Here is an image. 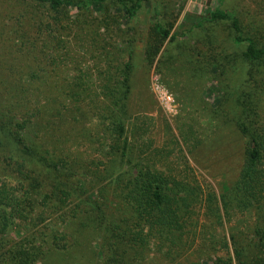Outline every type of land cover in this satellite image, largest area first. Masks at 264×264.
<instances>
[{
  "label": "rangeland",
  "instance_id": "1",
  "mask_svg": "<svg viewBox=\"0 0 264 264\" xmlns=\"http://www.w3.org/2000/svg\"><path fill=\"white\" fill-rule=\"evenodd\" d=\"M216 7L264 48V0H140L133 16L116 0H70L58 9L0 0V73L22 88L16 101L26 109L25 126L42 135L37 148L67 178L64 203L38 210L51 218L36 217L34 227L8 215L4 248L15 241L42 249L38 264H99L100 231L90 225L100 214L92 208L97 200L128 218L127 230L144 228L145 246L124 256L141 257L137 264H217L253 236L255 211L222 210L220 219L208 208L238 180L250 148L244 124L264 135V58L245 55L246 41L234 40L229 22L211 17ZM158 23L175 39L163 38ZM7 106L0 102V120L21 122ZM11 149L5 143L0 150V185L22 194L42 178L31 186V199L42 203L51 182L40 166L26 174L7 165L1 159ZM140 167L178 184L182 196L183 188L193 192L179 215L182 249L156 241L159 228L131 216L117 179Z\"/></svg>",
  "mask_w": 264,
  "mask_h": 264
},
{
  "label": "trees",
  "instance_id": "2",
  "mask_svg": "<svg viewBox=\"0 0 264 264\" xmlns=\"http://www.w3.org/2000/svg\"><path fill=\"white\" fill-rule=\"evenodd\" d=\"M42 1L46 2L50 8L58 9L70 0ZM92 1L103 3L107 0ZM116 2L129 16L135 15L140 6V0H116ZM211 17L229 22L234 40L236 42L246 41L245 55L248 58H264V48L257 46L253 40L244 36L242 26L237 17L227 13L221 7H216L211 12ZM157 25L158 33L163 38L170 37L171 40L175 39V36H170V28L161 23ZM4 75V73H0V102H7L9 111L12 114L16 113L15 115H18L17 117L22 120L16 123L0 120V150L5 143L13 146L9 157L1 160H7V165L26 174L28 167L40 166L42 170L39 169V175L44 180L51 182L52 190L49 193L45 191L42 194V203H39L38 200L31 199L33 195L31 186L32 189L41 186L43 183L42 178H35L33 182L31 181L30 187L25 188V191L22 190L25 186L21 185L22 194L20 192L15 193L6 183L0 185V203L4 208H2L3 212L0 214L1 236L6 227L10 225L8 215L18 217L24 223L34 227L38 223V220L35 219L36 217H39L40 221H46L51 218L53 212H51V215H47L46 212L38 213V210L47 203L54 211L55 207H60L64 203V198H62L60 192V184L65 183L63 180L66 178L60 179V173L57 172L59 171L56 167L57 164L52 161V154L48 157L37 148L42 135L31 131V129L29 130L25 126V123H28V117L25 116L26 109L23 106H18L19 103L16 101L22 88L16 86L17 81L13 80L14 77ZM2 83L5 84V87ZM2 112L3 110L0 109V114ZM30 121L29 119V123ZM242 132L247 135L250 148L246 153L238 180L230 190L224 191L220 197L215 194L216 200L215 202H212L213 198L209 200L208 208L211 210L212 216L215 218L219 216L220 219L222 210L229 212L233 208H239L245 211H255L256 218L252 226L253 236L251 238L242 237L235 244L234 256L229 255L227 259L221 258L217 264H233L234 260L235 264H264V135L248 124H244ZM29 141L30 143L28 144ZM12 159H14V162H12ZM30 171H34V169L30 168ZM70 171H73V169ZM70 175L73 176V173H70ZM117 182L122 183L120 189L124 192L126 201L131 203V216L139 219L140 224L141 221H146L150 229L159 228L156 233L160 231L161 234L159 233L156 241L165 242L170 240L172 244H176L182 249L185 239L184 232L179 227V215L185 211V201L189 198L191 199L190 195L193 192L189 188H183L185 196H182V188L178 184L169 182L164 176L151 173L145 167H140L128 178L126 172H123L118 175ZM77 206L75 205V209L79 207ZM92 208L100 213L95 218L93 217L95 223L90 222L91 227L100 231L99 246L102 262L99 261V264H137L141 257L130 255V257L124 258V256L128 255L127 248L129 247L140 250L145 246L142 238L144 228L139 229L134 226V230H127L125 224H127L128 218H120L116 213V209L114 207L111 208L108 203H99L97 200L96 205H92ZM150 229L148 234L153 231ZM51 235L53 240L56 241V238H58L57 232H53ZM30 247L24 243L14 241L11 246L4 248L0 243V264H36L38 261L41 262L39 252L42 249L34 251ZM145 251H143V254ZM138 255L141 256V253Z\"/></svg>",
  "mask_w": 264,
  "mask_h": 264
}]
</instances>
